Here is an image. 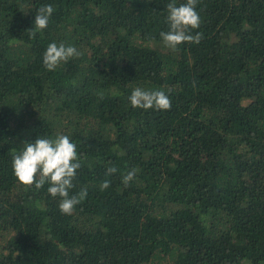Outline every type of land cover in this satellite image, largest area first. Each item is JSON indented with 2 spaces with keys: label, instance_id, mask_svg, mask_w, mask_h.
Masks as SVG:
<instances>
[{
  "label": "trees",
  "instance_id": "obj_1",
  "mask_svg": "<svg viewBox=\"0 0 264 264\" xmlns=\"http://www.w3.org/2000/svg\"><path fill=\"white\" fill-rule=\"evenodd\" d=\"M169 2L0 0V264H264V0H198L203 38L177 50ZM52 42L82 55L49 71ZM136 87L171 109L132 107ZM61 133L81 162L70 195L88 193L70 215L12 168Z\"/></svg>",
  "mask_w": 264,
  "mask_h": 264
},
{
  "label": "clouds",
  "instance_id": "obj_2",
  "mask_svg": "<svg viewBox=\"0 0 264 264\" xmlns=\"http://www.w3.org/2000/svg\"><path fill=\"white\" fill-rule=\"evenodd\" d=\"M198 0H186L185 3L177 5L176 0L167 3L168 30L161 31L160 37L164 45L172 50L187 43L199 44L203 38L202 32L192 34L191 30L198 29L201 24V16L197 11ZM54 12L51 4L41 6L36 11L34 27L27 30L31 39H35L38 32L47 28L49 19ZM82 53L75 46H66L64 43L48 44L43 54V64L49 71H54L61 62H67L70 58L79 57ZM170 91V90H169ZM131 106L141 109L170 110L171 99L163 90H145L136 87L129 97ZM73 143L68 135L58 134L54 138L46 135L39 136L34 142L25 141L24 148L13 153L12 168L18 181L25 186L35 185L37 189L42 188L47 182L50 186L47 191L53 197L59 196L60 211L63 214H72L74 207L83 201L88 193L87 189L71 194L70 189L74 187L73 179L81 162ZM118 170L109 167L107 174L111 175ZM137 169L132 168L126 174H122V183L129 186L136 177ZM110 186L109 180H104L100 185L101 190Z\"/></svg>",
  "mask_w": 264,
  "mask_h": 264
}]
</instances>
